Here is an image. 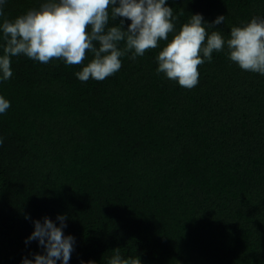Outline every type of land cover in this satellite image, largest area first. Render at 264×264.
<instances>
[{
	"label": "trees",
	"instance_id": "trees-1",
	"mask_svg": "<svg viewBox=\"0 0 264 264\" xmlns=\"http://www.w3.org/2000/svg\"><path fill=\"white\" fill-rule=\"evenodd\" d=\"M39 2L5 0L3 16ZM167 2L177 28L191 12L223 13L225 36L264 13V0ZM164 43L121 57L103 79L74 75L88 50L79 64L11 58L0 81L10 101L0 113V264L42 250L24 238L33 218L57 213L75 237L68 264H106L115 246L143 264H264V75L222 49L184 87L155 71Z\"/></svg>",
	"mask_w": 264,
	"mask_h": 264
},
{
	"label": "clouds",
	"instance_id": "clouds-1",
	"mask_svg": "<svg viewBox=\"0 0 264 264\" xmlns=\"http://www.w3.org/2000/svg\"><path fill=\"white\" fill-rule=\"evenodd\" d=\"M4 4L5 0H0V81L9 78L11 58L18 54L40 62L59 58L68 65L79 64L85 50L91 57L74 75L81 80L103 79L120 67L121 57L128 55L134 60L158 41L165 43L155 54V71L184 87L195 85L197 65L222 49L240 68L264 75V13L232 24L225 36L216 27L224 22L223 13L209 21L201 12H191L177 28V16L167 0H40L12 18L3 16ZM109 15L116 23H108ZM9 103L0 93V113ZM2 139L0 136V142ZM32 224L25 244L35 239L42 250L22 255L20 264H68L75 237L63 231L65 214L57 213L55 219L45 214L33 218ZM79 264L97 261L81 258ZM106 264L143 261L138 254L123 255L115 246Z\"/></svg>",
	"mask_w": 264,
	"mask_h": 264
}]
</instances>
